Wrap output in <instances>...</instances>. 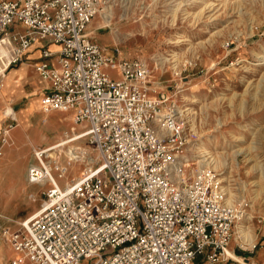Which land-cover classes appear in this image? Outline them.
<instances>
[{
	"label": "built area",
	"instance_id": "1",
	"mask_svg": "<svg viewBox=\"0 0 264 264\" xmlns=\"http://www.w3.org/2000/svg\"><path fill=\"white\" fill-rule=\"evenodd\" d=\"M107 1L0 0V41L10 49L9 62H21L36 40L58 46L42 48L34 64L50 82L40 110H72L74 122L87 124L81 135L100 158L61 187L46 169L47 151L34 150L37 164L28 167L27 179H47L50 186L40 209L18 229L4 227L0 215V236L16 253L9 264H258L229 255L241 213L228 200L219 172L202 162L189 169L187 151L197 132L188 108L150 84L144 58L120 57L118 48L90 37L88 26ZM5 76L0 70V88ZM10 119L0 148L16 126ZM54 170L62 176L57 163Z\"/></svg>",
	"mask_w": 264,
	"mask_h": 264
},
{
	"label": "rangeland",
	"instance_id": "2",
	"mask_svg": "<svg viewBox=\"0 0 264 264\" xmlns=\"http://www.w3.org/2000/svg\"><path fill=\"white\" fill-rule=\"evenodd\" d=\"M109 4L111 23L99 29L106 38L100 36L101 44L110 50L118 48L120 57L144 58L150 68V84H158L171 100L188 108L197 132L196 143L187 151L189 169L200 167L202 153L207 156L208 152L214 162L210 165L219 172L228 200L241 213L227 247L229 255L262 264L264 0H111ZM105 5L106 2L101 4L97 12L95 26L102 20L100 11L106 12ZM33 119L48 138L57 140L67 139L83 126L59 111L39 110ZM71 148L74 157L67 153ZM47 155L45 163L51 166L50 172L61 187L100 163L87 136L51 149ZM56 163L61 177L54 170ZM49 186L50 182L44 179L41 185L27 184L21 193L28 202V194L38 192L41 205ZM0 241L5 244L1 236ZM202 263L208 264L204 260Z\"/></svg>",
	"mask_w": 264,
	"mask_h": 264
},
{
	"label": "crops",
	"instance_id": "3",
	"mask_svg": "<svg viewBox=\"0 0 264 264\" xmlns=\"http://www.w3.org/2000/svg\"><path fill=\"white\" fill-rule=\"evenodd\" d=\"M109 1L111 0H108L104 6V11L106 10V12L99 14V17H102L101 19L103 21H98V26H95L96 14L88 26V32L92 40L105 48H107V46L101 44V37H103L104 40H106V38L100 35L99 29L108 27L111 23V16L109 13L111 4H109ZM102 14H104V17ZM18 26L20 25H16L14 29ZM17 30L22 31L23 27L21 26V29ZM97 40H99V43ZM42 48L55 51L58 49V46L46 39L36 40L25 52L21 62L11 64L9 62L10 49L6 44L0 41V70H5L6 72L4 84L0 88V135L3 127L8 122H11V116L16 120V126L12 128L9 133V144L0 148L1 224L10 230L18 229L20 223L28 219L31 214H33V210L38 207V204L40 205L37 196L38 192L29 193L28 197L30 201L28 202L21 193V190L24 189L27 184L41 185L43 183V181L32 183L27 179L28 167L36 163L34 150L43 149V145L49 146L45 149L46 151L61 147L68 142H72L74 139L85 137L81 134L87 129V124L83 123L82 128H79L80 132L76 133L74 130L67 139L62 138L57 140L55 137L48 138L47 135L34 124L33 115L36 111L40 110V98L50 90V82L40 77L34 69V64L41 60ZM49 61L51 64H55L53 59H49ZM108 72L115 79L120 77L115 68H108ZM59 112L67 113L68 118L73 121L72 110ZM42 120L44 121V119ZM73 123L76 122L73 121ZM54 143L55 145L50 146ZM72 150L73 148L67 151V153L74 157L75 152ZM15 255L16 253L9 246L0 241V264H4L6 260L8 262L7 264H9L10 260Z\"/></svg>",
	"mask_w": 264,
	"mask_h": 264
},
{
	"label": "bare ground",
	"instance_id": "4",
	"mask_svg": "<svg viewBox=\"0 0 264 264\" xmlns=\"http://www.w3.org/2000/svg\"><path fill=\"white\" fill-rule=\"evenodd\" d=\"M100 13H102V11H100ZM104 16V15H103ZM203 154V160H201L200 159V162H202L203 164H206V165H210V164H213L214 165V162H213V158H212V156L208 153V152H206V154H208L207 156H205L204 155V153H202ZM212 166V165H211ZM46 169H47V171L49 172V174H50V176H53L52 174H51V169L49 168V166H46ZM240 230V232L242 233L243 231L241 230V228L239 229ZM230 256H232V255H230ZM234 257V256H233ZM234 259H238V258H235L234 257Z\"/></svg>",
	"mask_w": 264,
	"mask_h": 264
}]
</instances>
